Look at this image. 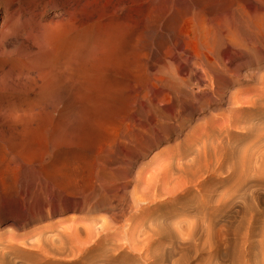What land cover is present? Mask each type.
Wrapping results in <instances>:
<instances>
[{"label": "rangeland", "instance_id": "obj_1", "mask_svg": "<svg viewBox=\"0 0 264 264\" xmlns=\"http://www.w3.org/2000/svg\"><path fill=\"white\" fill-rule=\"evenodd\" d=\"M262 153L264 0H0V264H262Z\"/></svg>", "mask_w": 264, "mask_h": 264}, {"label": "bare ground", "instance_id": "obj_2", "mask_svg": "<svg viewBox=\"0 0 264 264\" xmlns=\"http://www.w3.org/2000/svg\"><path fill=\"white\" fill-rule=\"evenodd\" d=\"M198 52V51H197ZM107 66H109V65H107ZM204 72V71H203ZM102 75V74H101ZM112 88H114V87H112ZM96 89V88H95ZM112 94V93H111ZM106 95V94H105ZM240 100H236V98H234V102L233 103H238ZM239 119V118H238ZM225 124H227V122L225 123ZM58 126V125H57ZM223 126V125H222ZM221 126V127H222ZM226 126V125H225ZM227 126H228V124H227ZM226 132V131H225ZM224 133V132H223ZM219 148V147H218ZM263 154V153H262ZM196 155V154H195ZM212 155V154H211ZM264 155V154H263ZM96 156V155H95ZM262 157V156H261ZM195 164V163H194ZM204 166V165H203ZM183 167V166H182ZM180 167L178 170H177V173L178 174H181V178L182 177H184V175H185V177L187 178V179H191V180H189V181H192L193 180V178H196V176L198 175V170L197 171H195V172H193L192 170H190V169H188V168H185V167ZM200 168V167H199ZM202 169V168H201ZM211 169V168H210ZM199 171H200V169H199ZM178 179H180V178H178ZM185 179V178H184ZM171 180V179H170ZM185 181V180H184ZM164 191V190H163ZM143 205V204H142ZM198 205V204H197ZM181 219V218H180ZM122 221V220H121ZM126 221V220H125ZM123 223V222H122ZM193 223V222H192ZM184 225V224H183ZM193 225V224H192ZM85 226V228H86V225H84ZM84 226H74L73 225V228L72 229H67L66 231L64 230L63 232H62V234H68L69 233V235H68V239H69V237H70V240L73 238V236H74V238L75 239H72L71 240V242H69V243H71V245H72V247H74L75 248V246H74V241L75 240H79V233L80 232H82V229L84 228ZM89 227V226H88ZM117 227V226H116ZM180 227V226H179ZM130 227H128L127 228V230L126 231H128V229H129ZM190 228V227H189ZM135 229V228H134ZM69 230H70V232H69ZM86 230L88 231V232H90L91 233V231H90V228H86ZM129 232V231H128ZM140 232L141 233V231H139V229H137V230H135V231H133V232H131V237L130 238H127L128 239V242H130V244H131V246L133 247V246H137L138 247V245H137V243H136V241L135 242H132V241H134V239L136 240V236H138V233ZM107 233V232H106ZM139 233V234H140ZM181 233V232H180ZM125 234H127V232L125 233ZM182 234H183V232H182ZM92 235V234H91ZM90 235V236H91ZM127 235H129V233L127 234ZM141 235V234H140ZM186 236V235H185ZM193 236V235H192ZM48 237V236H47ZM65 237V236H64ZM136 237V238H135ZM66 238V237H65ZM78 238V239H77ZM90 238H92V237H89L88 239H90ZM125 238H126V235H125ZM64 239V238H63ZM67 239V238H66ZM142 239V238H141ZM60 240H62V238L60 239ZM70 240H68V241H70ZM49 241V240H48ZM63 241V240H62ZM67 241V240H66ZM120 241V240H119ZM139 241V240H138ZM148 241V240H147ZM60 242V241H59ZM89 241H80L78 244H81V245H83V248L85 249L86 248V244L88 243ZM142 242V241H141ZM47 243V241H45V244ZM63 244H64V241H63ZM67 243L65 242V245H66ZM76 244V243H75ZM129 244V245H130ZM148 244V243H147ZM69 245V244H68ZM47 246V245H46ZM6 247V246H5ZM61 247V246H60ZM88 247V246H87ZM131 247V248H132ZM80 248V247H79ZM78 248V246H77V249L78 250H80ZM134 248V247H133ZM132 248V249H133ZM46 249V248H45ZM51 249V248H50ZM66 249V248H65ZM73 249V248H72ZM76 249V251H78ZM140 249H141V247H140ZM82 250V249H81ZM50 251V250H49ZM116 251V250H115ZM141 251V250H140ZM51 252V251H50ZM54 253V252H53ZM57 253V252H56ZM59 255L60 254H65V252H64V249L63 248H60L59 249ZM103 253V252H102ZM67 254V253H66ZM72 254V253H71ZM76 254V253H75ZM104 254V253H103ZM73 255V254H72ZM88 255V254H87ZM99 255V254H98ZM105 255V254H104ZM108 256V255H107ZM87 258V257H86ZM84 260H85V258H84ZM263 263H264V261H263ZM262 263V264H263Z\"/></svg>", "mask_w": 264, "mask_h": 264}]
</instances>
